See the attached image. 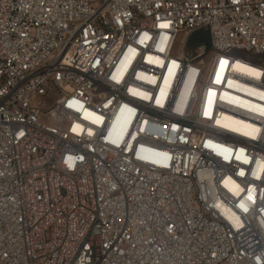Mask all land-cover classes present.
<instances>
[{
	"label": "built area",
	"instance_id": "1",
	"mask_svg": "<svg viewBox=\"0 0 264 264\" xmlns=\"http://www.w3.org/2000/svg\"><path fill=\"white\" fill-rule=\"evenodd\" d=\"M0 264H264V0H0Z\"/></svg>",
	"mask_w": 264,
	"mask_h": 264
},
{
	"label": "rangeland",
	"instance_id": "2",
	"mask_svg": "<svg viewBox=\"0 0 264 264\" xmlns=\"http://www.w3.org/2000/svg\"><path fill=\"white\" fill-rule=\"evenodd\" d=\"M184 41H185V34H180L178 41H177V46L179 47L178 50L182 51L184 49V46H183ZM235 54L239 57L255 62V60L251 57V55L247 54L244 51H236ZM49 101H52V98H50Z\"/></svg>",
	"mask_w": 264,
	"mask_h": 264
},
{
	"label": "bare ground",
	"instance_id": "3",
	"mask_svg": "<svg viewBox=\"0 0 264 264\" xmlns=\"http://www.w3.org/2000/svg\"><path fill=\"white\" fill-rule=\"evenodd\" d=\"M236 66H237L238 68H240L241 70H249V69H250L249 67H246V66H240V65H238V64H236Z\"/></svg>",
	"mask_w": 264,
	"mask_h": 264
}]
</instances>
